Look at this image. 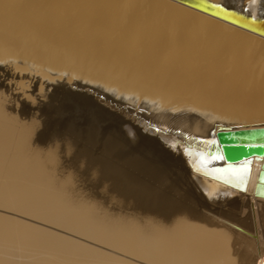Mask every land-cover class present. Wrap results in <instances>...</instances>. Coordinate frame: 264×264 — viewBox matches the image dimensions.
<instances>
[{"label": "bare ground", "instance_id": "1", "mask_svg": "<svg viewBox=\"0 0 264 264\" xmlns=\"http://www.w3.org/2000/svg\"><path fill=\"white\" fill-rule=\"evenodd\" d=\"M256 127L264 0H0V264H264Z\"/></svg>", "mask_w": 264, "mask_h": 264}, {"label": "water", "instance_id": "2", "mask_svg": "<svg viewBox=\"0 0 264 264\" xmlns=\"http://www.w3.org/2000/svg\"><path fill=\"white\" fill-rule=\"evenodd\" d=\"M215 140L224 165L244 166L264 158V127L218 130Z\"/></svg>", "mask_w": 264, "mask_h": 264}, {"label": "snow or ice", "instance_id": "3", "mask_svg": "<svg viewBox=\"0 0 264 264\" xmlns=\"http://www.w3.org/2000/svg\"><path fill=\"white\" fill-rule=\"evenodd\" d=\"M215 159H224L223 156L214 157ZM124 170L130 173L140 174L142 176L151 177L152 179H156V174L153 166L150 162L138 158L132 153H125L123 160Z\"/></svg>", "mask_w": 264, "mask_h": 264}, {"label": "rangeland", "instance_id": "4", "mask_svg": "<svg viewBox=\"0 0 264 264\" xmlns=\"http://www.w3.org/2000/svg\"><path fill=\"white\" fill-rule=\"evenodd\" d=\"M19 252H23V251H25V250H18Z\"/></svg>", "mask_w": 264, "mask_h": 264}]
</instances>
